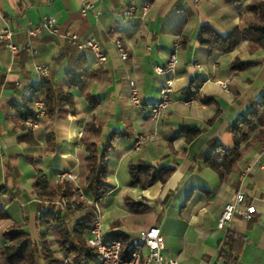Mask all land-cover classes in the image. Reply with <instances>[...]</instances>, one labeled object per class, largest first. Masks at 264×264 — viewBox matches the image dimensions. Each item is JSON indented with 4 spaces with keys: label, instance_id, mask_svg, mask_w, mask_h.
Here are the masks:
<instances>
[{
    "label": "crops",
    "instance_id": "0c3cea01",
    "mask_svg": "<svg viewBox=\"0 0 264 264\" xmlns=\"http://www.w3.org/2000/svg\"><path fill=\"white\" fill-rule=\"evenodd\" d=\"M263 1L242 0L235 6L223 0H0V31L12 30L16 45L30 44V49L15 54L0 46V184L23 198L6 201L9 220L0 223V235L10 222L24 223L28 218L30 236L38 242L34 216L38 209H46V203L31 193L38 169L49 181L58 173H70L85 189L88 167L81 137L84 125L93 122L101 126L100 148L116 134L108 156V192L100 203L103 236L128 243L155 226L164 237L165 257L178 264H222L220 251L227 232L233 231L243 236L244 243L229 264H264L263 145L246 148L224 179L204 165L214 146L232 147L229 127L246 114L250 101L264 94V49L250 50L244 20L250 17L249 8ZM85 4L90 9L82 13ZM130 6L135 7L132 15ZM49 16L61 33L69 31L80 41L94 39L106 61L98 62L91 51L78 52L61 35L41 33L28 39L26 31ZM203 26L222 36L240 29L242 41L230 53L211 54L197 41ZM116 42L127 53L125 61ZM175 43L180 49L174 74H156L154 67L165 68ZM242 63L254 64L232 69ZM40 68L47 69V76L38 73ZM69 72L80 74L85 87L83 93L73 90L75 115L60 105L54 118L41 119L32 131L35 145L20 141L26 131L11 120L15 113L11 103L31 98L30 87L43 80L68 91ZM168 79L171 103L160 119L152 121L148 106L160 100ZM130 81L139 86V108L129 103ZM82 95H90L97 105L91 107ZM185 128L201 133L187 142L181 133ZM48 134L53 136L50 144ZM140 135L149 139L134 152ZM137 163L170 168L172 173L164 184L139 189L128 173L129 165ZM246 168L250 171L244 176ZM238 194L243 196L239 210L253 207L252 218L235 214L225 229H218L224 206L235 202ZM126 200L145 205L146 212H130ZM54 259L63 264L65 258L58 252L44 254L39 264H53Z\"/></svg>",
    "mask_w": 264,
    "mask_h": 264
},
{
    "label": "trees",
    "instance_id": "16d2710c",
    "mask_svg": "<svg viewBox=\"0 0 264 264\" xmlns=\"http://www.w3.org/2000/svg\"><path fill=\"white\" fill-rule=\"evenodd\" d=\"M228 5H239L242 0H223ZM263 7V8H262ZM250 17H244L248 31V42L253 52L264 49V1L258 6L249 8ZM197 41L200 46L209 50L211 54H227L238 47L242 41L240 29L222 36L208 26L201 27ZM254 63H242L232 67L233 70H241ZM66 81L68 91L54 86L47 80H43L35 87H30V97L22 98L20 101L11 103L14 115L11 120L19 129L26 133L19 137L20 141L29 145H35L31 130L27 129L26 122L34 120L36 111L35 100H42L45 108L46 119H52L60 105L69 108L72 115H75V95L73 90L83 93L85 87L80 74L67 73ZM91 107L97 102L90 95H82ZM34 98V99H33ZM205 103L210 100H204ZM61 117L64 110L58 111ZM264 94L258 100L249 102V109L240 119H237L230 127L229 133L232 137V147L225 149L220 145L214 146L212 151L205 157L204 165L216 172L221 179H224L233 169L236 162L241 160L242 152L257 144L264 145ZM211 121L208 123L210 124ZM99 124L87 122L84 125V133L81 142L85 145V162L88 173L85 178V189H82L86 196L98 203H101L107 195L109 175L108 156L113 148V141L116 134H111L103 148L98 145L100 136ZM187 142L193 141L200 135L201 130L196 128H185L181 130ZM94 138L95 140L91 139ZM53 140L48 134L46 142ZM130 180L139 189H145L154 183L164 184L172 173V169L155 168L148 164H130L128 167ZM31 193L40 203H47L46 209H38L40 214L34 216V226L38 231V242H34L28 230V218L24 223L10 222L1 232L0 239L3 243L0 249V264H39V259L44 254L57 252L69 262V264H95L97 254L95 249L86 243V236L92 227L95 208L80 199L75 185L69 180L49 181L47 174L37 170L31 185ZM18 199L23 200L19 192L10 193L0 184V223L8 221L6 213V201ZM126 206L130 212L143 214L147 207L140 203L126 200ZM25 213L27 209L25 208ZM54 236V240H51ZM123 247L127 240H121ZM244 243L242 235L228 231L220 251L219 259L222 264L233 263L234 257L241 252ZM56 247V251L53 248ZM53 264H62L54 259Z\"/></svg>",
    "mask_w": 264,
    "mask_h": 264
},
{
    "label": "built area",
    "instance_id": "2783aa9c",
    "mask_svg": "<svg viewBox=\"0 0 264 264\" xmlns=\"http://www.w3.org/2000/svg\"><path fill=\"white\" fill-rule=\"evenodd\" d=\"M147 8V5H145L143 10H146ZM89 9L90 5L85 4L82 7L81 12L86 13ZM134 11L135 7L130 6L128 14L132 15ZM41 33H47L51 36L61 35L65 40L74 45L78 52L91 51L98 62L103 63L106 61V55L99 49L94 39L80 41L75 34L69 31L61 33L56 20L51 16L43 18L38 25L26 31L28 39L35 38ZM13 35L12 30H1L0 46L14 54L18 53L22 48L30 49L29 43H26L23 47L14 44ZM115 47L120 55V58L125 61L127 59V53L123 50L121 44L116 42ZM179 49L180 44L175 43L173 52L170 55L165 68L162 69L161 67H154L156 74H174L175 65L178 62ZM38 73L45 77L47 76V69L40 68L38 69ZM171 92V81L168 79L166 86L161 90L160 100L157 103L148 106L149 117L152 121H157L166 112L171 103L169 97ZM128 93L130 105L134 108L141 107L139 86L137 83L134 81H130L128 83ZM189 104H191V102H186V105ZM34 107L36 111L35 119L29 120L25 123L27 129L31 131L36 129L39 121L45 117V108L42 100H35ZM148 139L149 137L145 135L138 136L134 142L133 151L139 152ZM262 150L264 151V145ZM249 171L250 168H246L244 176L247 175ZM56 179L71 181L77 188L78 193L80 194V199L88 205H93L95 208L92 227L89 229L86 236V243L95 249L97 254L95 264H178L176 259L165 257L164 237L158 227H150L139 236L131 239L125 247H123L121 241L103 236L100 203L95 202L86 196L82 188L76 184V179L72 174L61 172L56 175ZM242 200V194H238L235 202L228 203L224 206L217 221L218 229H225L226 225L232 221L235 214L241 215L245 220H250L252 218V214L254 213L253 207H248L245 211L239 210V205L242 203ZM36 214L39 215L40 212L38 211ZM63 264H69V262L64 259Z\"/></svg>",
    "mask_w": 264,
    "mask_h": 264
},
{
    "label": "rangeland",
    "instance_id": "374dc122",
    "mask_svg": "<svg viewBox=\"0 0 264 264\" xmlns=\"http://www.w3.org/2000/svg\"><path fill=\"white\" fill-rule=\"evenodd\" d=\"M47 204V203H46ZM48 207V204L46 205V208ZM103 224V223H102ZM102 233H105L104 231V225H102Z\"/></svg>",
    "mask_w": 264,
    "mask_h": 264
}]
</instances>
